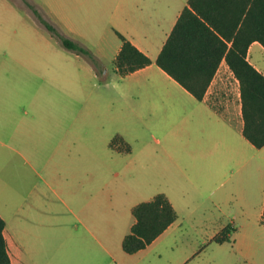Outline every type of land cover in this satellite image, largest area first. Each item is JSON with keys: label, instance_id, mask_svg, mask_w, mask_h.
I'll return each mask as SVG.
<instances>
[{"label": "crops", "instance_id": "1", "mask_svg": "<svg viewBox=\"0 0 264 264\" xmlns=\"http://www.w3.org/2000/svg\"><path fill=\"white\" fill-rule=\"evenodd\" d=\"M188 1L41 0L37 9L38 13L47 14L43 15L45 20L41 18L53 28L56 23L65 28L66 13L87 6V23L101 21L113 38L118 39L116 33L121 34L152 62L125 77L118 76L113 68L123 83V105L117 108L114 120L129 117L140 124L166 122L167 132L158 128L164 133L166 148L162 153L175 167L180 182L178 187L156 188L139 174L140 181L135 187L131 185L129 191L123 180V201L118 200L121 207L114 211L109 185L103 183L100 189L94 184L95 169L104 172L109 162L93 161L90 157L105 156L111 151L123 159L124 174L133 168L142 170L151 156L130 149V139L124 133L115 136L128 150L112 152L117 149L109 142L104 143L108 150H97L91 145L90 135L81 132L93 120L90 103L73 115L71 111L68 118L58 115L64 109L61 103H56L54 116L16 117L13 83L21 72L35 71L20 66L15 58L14 31L10 36L6 18L15 12L16 0H0V218L5 222L3 237L10 264H160L161 245L169 244L165 235L185 229L183 222L188 226L185 231L195 234L202 227L200 222H209L211 242L227 229L231 231L227 233L230 243L246 228L237 222L259 218L261 228L249 234V242L258 234L259 238L264 237V146L255 149L242 136L239 86L224 59L202 101L155 65ZM100 12L102 18L98 20ZM120 46L118 39L112 61ZM246 59L264 76V48L258 42L249 45ZM90 69L96 77V69ZM38 90L43 97L44 87ZM219 95L225 99L221 101ZM210 100L219 111L209 106ZM39 152L40 156H36ZM68 170L83 181L75 191L76 197L79 195L77 210L70 215L49 216L41 210L43 193L50 180ZM158 194L167 198L177 220L144 249L125 253L122 241L135 222L132 208ZM121 221L123 226H117Z\"/></svg>", "mask_w": 264, "mask_h": 264}, {"label": "rangeland", "instance_id": "2", "mask_svg": "<svg viewBox=\"0 0 264 264\" xmlns=\"http://www.w3.org/2000/svg\"><path fill=\"white\" fill-rule=\"evenodd\" d=\"M40 2L41 0H16L15 12L6 18L10 22V36L14 31L16 43L14 53L17 63L20 62V66L25 65L31 71H35L32 74L21 72L13 83L12 93L15 94L17 102L16 117L54 116L56 103H61L64 109L58 115L68 118L71 117V111L73 115L78 109L83 110L90 103L91 111L94 113L90 118L93 120L90 126H83L81 132L90 135L88 142L91 145L97 150H108L104 143L109 142L112 148L117 149L112 152L125 150L127 146H123L122 141L115 136L117 133L120 135L124 133L130 139L128 143L130 149L143 153L142 155H150L142 170L133 168L131 172L124 174L123 159L111 154V151L105 156L90 157L93 161L109 162V165L103 168L104 172L95 169L94 184L97 187L99 185L100 189L103 183L109 185L114 211L121 207L118 200L123 201V180L129 191H132L131 185L135 187L140 181L139 174L146 176L149 183H153L156 188L173 185L178 187L180 176L175 167L163 156L162 151L166 148L162 135L164 133L158 129L163 128L164 132H167L169 125L166 122L160 125L151 122L140 124L131 121L129 117L120 121L114 120L115 112L121 104L123 105V83L113 72L112 61L118 39L113 38L109 29H104L101 21L87 23L88 8L81 6L78 12L66 13L68 17L65 15V28L58 23L57 27L54 26L60 36L64 38L67 36L66 39L87 51L86 55L75 51L71 54V51L66 50L58 37L52 35L35 15L34 11L39 10ZM96 6L98 7L97 3ZM40 13L38 14L42 17L47 15ZM97 16L96 14L95 17ZM101 18L100 12L98 20ZM0 19L2 21V17ZM43 19L45 20V17ZM46 22L50 25V22ZM75 54L80 57L76 58ZM92 67L96 69V77L92 76L90 69ZM43 78L47 81L43 82ZM41 86L44 87L43 97L38 90ZM223 96L225 97L224 94ZM218 98L221 101L225 99L220 95ZM82 116L84 111L81 112ZM158 140L160 144H157ZM35 155L40 156V152ZM82 183V180L73 176L71 170L50 180L43 193L42 212L53 217L70 215L71 211L76 212L79 195L76 197L75 191ZM31 195L35 197L34 194ZM200 223L202 227L197 229L196 234L186 232L188 226L183 222L185 229L173 235H165L169 244L161 245L163 248L160 264H264V237L259 238L258 234L252 238L251 243L249 242L251 239L249 234L259 232L261 228L259 218L237 222L239 225L245 224V230L233 236L235 242L232 239L230 243L223 244L210 241L209 222ZM226 223L228 222H224ZM117 226L122 227L123 221ZM254 241L255 245L252 246Z\"/></svg>", "mask_w": 264, "mask_h": 264}, {"label": "trees", "instance_id": "3", "mask_svg": "<svg viewBox=\"0 0 264 264\" xmlns=\"http://www.w3.org/2000/svg\"><path fill=\"white\" fill-rule=\"evenodd\" d=\"M34 13L66 50L86 55L87 51L60 36L37 11ZM116 35L121 42L113 60L118 76L125 77L152 63L121 34ZM253 42L264 48V0H189L155 65L197 101H202L224 59L239 86L242 136L255 149H260L264 146V76L246 59L247 49ZM208 104L219 111L211 100ZM117 139L121 141L120 137ZM131 215L135 222L122 241V249L127 254L144 249L177 220L176 212L163 194L135 205ZM261 224L264 226V209ZM4 228L5 222L0 218V264H10ZM227 233V229L222 230L213 242H229Z\"/></svg>", "mask_w": 264, "mask_h": 264}]
</instances>
